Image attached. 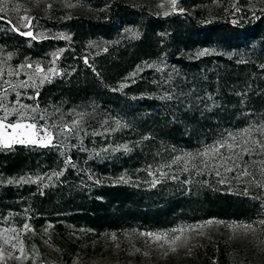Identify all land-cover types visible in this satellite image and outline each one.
<instances>
[{
	"label": "trees",
	"instance_id": "1",
	"mask_svg": "<svg viewBox=\"0 0 264 264\" xmlns=\"http://www.w3.org/2000/svg\"><path fill=\"white\" fill-rule=\"evenodd\" d=\"M72 1L92 11L70 14L51 6L32 17L31 28L54 29L70 39L33 41L11 31V19L0 14V59L12 54L5 71L26 62L48 66L59 53L55 67L61 75L39 87L35 100L28 98L34 89L23 90L22 102L39 104L57 124L82 119L81 132L58 149L0 148V217L19 231L24 223L37 231L39 237L24 236L37 255L43 253L40 237L64 239L65 249L76 253L78 244L67 237L78 240L79 230L135 227L168 235L209 219L264 218V189L235 191L213 174L196 175L182 166L163 169L179 179L163 178L153 188L148 174L170 163L178 150L200 149L225 130L264 120V12L251 17L249 0H177V9H197L168 16L116 0ZM95 41L103 44L94 46ZM203 49L210 54L198 56ZM27 71L7 78L18 82ZM166 91L174 93L173 100L160 99ZM14 99L9 92L7 100ZM117 120L125 126L117 128ZM125 144L129 151H111ZM68 158L75 167L64 165ZM61 170L59 179H47ZM21 177L35 182L8 183Z\"/></svg>",
	"mask_w": 264,
	"mask_h": 264
},
{
	"label": "rangeland",
	"instance_id": "2",
	"mask_svg": "<svg viewBox=\"0 0 264 264\" xmlns=\"http://www.w3.org/2000/svg\"><path fill=\"white\" fill-rule=\"evenodd\" d=\"M116 1L133 6L147 5L157 15H163L164 11L173 12L166 0ZM160 4H164V7H159ZM13 5L18 6L20 11H12ZM48 5L62 7L70 14L85 15L92 11L90 6L80 5L72 0H11L8 10L2 14H6L16 24L20 16L32 19L35 14L44 13L49 9ZM180 9L193 13L197 7H180L176 11ZM248 9L251 17L264 12V0H249ZM33 33L37 39L65 36L64 32L49 28H38ZM102 44L103 41L93 42V45L98 47ZM202 148L178 150L176 153L184 156L187 153H196ZM255 160L258 161L259 157ZM255 171L259 177L258 168ZM213 175L219 183L221 177ZM249 179L244 177L237 180L229 173L224 184L241 192H245V188L247 192L263 190L249 183ZM261 220L264 218H257L251 223L217 219L189 223L177 228L182 231L168 234L166 237L164 234L155 233L162 237L159 241L146 235L150 231L135 227L104 233L79 230L75 232L78 240L67 237L78 244L76 253H69L65 249L67 241L64 239H57L56 243H53L40 237L42 255H37L25 242L26 234L33 238L39 237L37 231L30 227L31 231L18 230L16 233L19 237L17 249L22 247L24 254L21 256L15 251L9 255L5 252L3 264H264V225L259 223ZM245 225H252V228L247 229ZM6 228L15 227L8 223L7 218L0 217V234L11 237L13 233H4ZM174 236H179L180 239L172 244L170 241ZM2 238L3 236H0V241ZM66 255L70 256L69 261H66ZM17 256H20V259H16Z\"/></svg>",
	"mask_w": 264,
	"mask_h": 264
},
{
	"label": "snow or ice",
	"instance_id": "3",
	"mask_svg": "<svg viewBox=\"0 0 264 264\" xmlns=\"http://www.w3.org/2000/svg\"><path fill=\"white\" fill-rule=\"evenodd\" d=\"M11 0H0V14L5 13L8 10V6ZM170 5L173 12L177 10V0H166ZM51 7V5H48ZM159 7L163 8L164 4H160ZM12 11L19 12L20 8L13 5ZM183 12V9L179 10ZM236 12L240 9L236 8ZM235 14V13H234ZM164 16L170 15L169 11L163 12ZM4 19L3 15H0V21ZM34 19V18H33ZM33 19L27 16H20L18 22L13 24L11 20L6 21L10 25V30L17 33L20 36L31 38L35 41L37 36L33 33L31 28L33 27ZM233 23H236L234 20ZM27 29V30H22ZM126 32H133L132 29H125ZM135 36V33H133ZM47 37H45L46 39ZM60 39H70V37L60 36ZM107 51V48L104 49ZM210 54L208 49H203L198 52V56H204ZM12 54L8 53L6 57L0 59V148L12 149L15 145L22 146H35L41 148H60L62 147V141L65 139H71L81 132V120H72V122L64 123L61 122L57 124L46 119L47 110L45 109L43 113L39 111V104L28 105L22 102L24 98L23 90L34 89V95L28 97L29 99H37L39 97V87H41L45 82H51L52 77L61 75L60 71L55 67L56 61L59 59V53L53 54V59L50 65L45 66L41 63L26 62L18 65L15 68H11L8 71L4 70L3 65L6 64L8 60H11ZM85 64L88 63L87 58L84 60ZM244 63L245 61H239ZM148 68L155 67L152 64L146 65ZM264 68V65H261ZM27 69L28 71L24 73V79H19L18 82L8 79L7 77H20L21 72ZM161 69L157 68V71ZM140 68L138 67L135 72L131 75L134 77ZM167 83V81H165ZM127 85L121 84L120 88L123 89ZM12 92L15 94L14 101H8V93ZM183 96L184 94L181 93ZM237 95H246V93H237ZM162 100L171 101L174 99V93L171 91H166L164 95L160 97ZM243 103V101H241ZM58 111V110H57ZM81 118L83 113L80 114ZM104 123H108L107 120ZM117 128L123 127L119 120L115 121ZM113 131L115 129H112ZM87 134V133H85ZM99 133L93 132L92 135H98ZM123 148L124 151H129L128 146L120 145L118 148L111 149V151H118ZM103 151H109L105 148ZM99 155V153H96ZM259 157L256 161L255 158ZM255 161V162H254ZM64 165H71L75 167L71 158L65 159L63 161ZM173 166H182V170L185 172L192 171L196 175H203L205 172L210 174H215L221 177L219 183L224 184L227 181V174H233L234 178L239 180L244 177H248L249 183H253L256 187L264 189V120H257L249 123L247 126L237 129V130H225L221 133L219 138L213 143L205 145L200 151L196 153H187L184 156H174L171 158L170 163L161 164L160 169L156 172L149 171V175L153 176L151 180V186L154 188L158 183L162 182L163 178L170 180H178L179 177L175 174H170L163 169H171ZM258 168L259 177L256 175L255 169ZM158 173V177H157ZM64 172L54 171L47 177L48 180H52L53 177L59 179L63 176ZM38 180L42 181L45 177H38ZM91 179V177H89ZM121 181H125V178L121 176L119 178ZM30 177L25 179L21 177L17 181L9 180L8 183H34ZM99 183V181H96ZM184 183H190V181L185 180ZM206 183V182H205ZM247 192V188H245ZM43 194V193H41ZM259 199V197H255ZM264 207V204L261 205ZM264 225V220L259 222ZM51 227V225H49ZM247 229H251L252 225H245ZM21 230L31 231L28 223L22 225ZM182 231V229H172V232ZM11 232L13 235L8 237L3 236L2 241H0V264L4 262V254L7 252L11 255L13 252L18 251L21 256L24 254L23 248L17 249V242L19 240L18 229L16 228H6L4 233ZM149 237H155L157 241L161 240V236L155 233H147ZM166 237L167 234H164ZM114 238V237H113ZM179 236H174L171 239V243L175 244L179 240ZM174 250V249H173ZM16 259H20L17 256Z\"/></svg>",
	"mask_w": 264,
	"mask_h": 264
}]
</instances>
